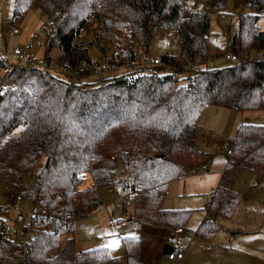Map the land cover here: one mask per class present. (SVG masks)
I'll return each mask as SVG.
<instances>
[{
    "label": "trees",
    "instance_id": "trees-1",
    "mask_svg": "<svg viewBox=\"0 0 264 264\" xmlns=\"http://www.w3.org/2000/svg\"><path fill=\"white\" fill-rule=\"evenodd\" d=\"M200 1L222 12L228 0ZM234 1L253 10L239 16L231 38L239 60L209 66L211 12L190 9L182 0H15V19L33 7L56 20L45 38L42 65L20 66L0 54V87L7 86L0 93V184L7 204H18L22 196L51 210L36 220L25 264H124L108 247H76V221L104 205L109 187L121 194L142 190L131 209L121 208L141 225L182 227L185 234L193 210L164 208L163 202L173 181L208 160L196 141L201 111L209 104L264 108V55L248 53L264 52L258 26L264 0ZM95 22L98 28L86 40L83 30ZM159 29L177 31V53L159 56L160 72H145L138 47L148 52ZM93 46L112 69L125 65L127 72L89 79L100 67L88 53ZM184 72L190 75L182 83ZM231 146L208 206L209 214L227 219L242 197L233 187L238 171L264 175V125L241 123ZM83 174L91 177L89 187L78 186ZM209 214L195 230L205 239L219 228ZM122 242L126 264H149L140 238L123 235ZM17 246L0 237V264L19 263Z\"/></svg>",
    "mask_w": 264,
    "mask_h": 264
},
{
    "label": "rangeland",
    "instance_id": "rangeland-1",
    "mask_svg": "<svg viewBox=\"0 0 264 264\" xmlns=\"http://www.w3.org/2000/svg\"><path fill=\"white\" fill-rule=\"evenodd\" d=\"M189 6L194 7L193 2L189 0ZM192 3V4H191ZM202 4V3H201ZM205 9L209 10L212 15V22H211V34H210V42L209 48L211 53V58L208 63L209 66H221L223 64L229 63L230 60L226 59L223 56V53H226L230 47L231 38L236 34L238 30V16L245 10V6L237 5L234 0H228L227 4L224 8V12L220 13L218 11L212 10L209 6L202 4ZM250 12L253 10L250 7H247ZM13 11V9H12ZM13 14V13H12ZM9 20L13 21V15ZM22 18L14 20L13 27L19 28L24 31H27L29 27H31L35 21V19H40L41 21L45 20L47 17L41 13V10L36 8H29L27 13ZM12 23V22H11ZM261 28L264 29V14L261 17V20L258 23ZM39 26V25H38ZM98 24L95 22L92 24L90 28L87 30V34L84 35L86 40L91 38V33L97 30ZM9 26L2 25L0 21V43L3 45L4 51L6 52V48L10 45V41L8 45H6L7 37L12 35V29L8 28ZM15 39H19L22 34H15ZM22 44L24 42H21ZM178 48V40H177V32L174 29H159L157 30L154 38L151 42L150 48L148 52H143L141 48L138 47L139 51V59L142 60L144 63L143 70L145 72H151L156 70L160 72V69L157 65H151L145 62V57L147 53L154 55V54H161L165 52L169 53H177ZM43 49V48H42ZM38 52V59H42L44 54L41 53L40 48L35 49ZM90 57L97 61L100 64H107L109 67L106 69H101L99 72H93L89 79L91 80H101L103 77H114L117 74H123L127 72V68H119V69H112L110 67L109 58L103 55L100 50L93 46L90 47L88 50ZM249 53V52H248ZM53 67L57 68L55 61L52 63ZM164 72V71H162ZM168 72V70H167ZM169 73V72H168ZM60 75L67 76L64 73H59ZM189 72H184L180 74V78L182 79V83L186 82L187 76H189ZM214 106L206 105L203 110L201 111L197 123L199 124L198 132L200 136V141L202 143V148L208 151H213L212 158L208 165V169L210 173H215L222 167L224 157L228 155L227 151L225 150V145L231 146L233 137L236 133V126L240 120H245L243 118L244 112L238 111L235 109L230 108H222L220 109L219 113L215 112ZM259 111V110H256ZM220 151H223L220 153ZM261 174H258L255 171L249 169H241L239 174L237 175L236 179V186L240 190L242 201L246 199H250L251 195L255 193H263L264 188H260L261 178L257 179V185L253 181ZM92 183L91 177L89 174H83L81 177V182L78 184L81 188L89 187ZM4 184H0V206H7L10 207L8 203L7 197L3 191ZM113 187H109L104 192L105 202L104 205L101 206L98 210L89 214V216L79 219L76 221V239H77V246L79 249H85V247H97V246H104L108 245L113 241H117V245L114 247H109V249L118 254L124 253V245L122 242V236L128 233L137 234L142 240V246L144 244V249L146 250L147 256H155L158 258L156 264H202L204 261V255L200 253L199 250L203 249L206 250V260L209 259L208 252L210 250V246L214 245V243L223 244L228 241V228L233 224L230 222L229 219L223 218L215 213H210V217L215 219L219 223L218 230L210 237L209 239L201 238L197 236L196 239H191V234H185V257H187V262L178 263V261L168 259L166 254L162 253V247L160 250L161 254L156 253L155 250L158 251L161 239L156 238L154 231H151L153 227H146L142 226L137 220L131 218L127 213L129 209H118L113 207V204L110 202L109 194ZM176 196V189L174 187H169L168 192L165 194L164 199L175 198ZM204 196L206 200H209V196L211 195H202V194H195V195H187L185 199L182 201L184 205L199 207V208H190L193 210L191 218L188 223V228L191 230L195 229L199 225L200 221L207 216L208 207L206 206V201H204ZM184 197H179L177 194V200H182ZM212 198V196H211ZM240 200V201H241ZM21 206L26 209L31 208V202L26 200L21 202ZM130 209L132 208L129 207ZM126 215L122 218H119V215ZM242 214V213H241ZM241 214L236 217L235 219H239ZM14 212L11 211L10 213V220L13 219ZM117 219L116 228L118 229V233H114L111 229L110 221ZM249 217L246 218V220ZM195 222V224H193ZM226 228V229H225ZM155 229V228H154ZM264 229V226H263ZM164 231V229H161ZM196 230V229H195ZM162 232V231H161ZM163 234V232H162ZM66 235L62 237L65 240ZM18 264H24L23 261H19Z\"/></svg>",
    "mask_w": 264,
    "mask_h": 264
},
{
    "label": "crops",
    "instance_id": "crops-1",
    "mask_svg": "<svg viewBox=\"0 0 264 264\" xmlns=\"http://www.w3.org/2000/svg\"><path fill=\"white\" fill-rule=\"evenodd\" d=\"M182 1L190 9L207 10L202 5L203 3L200 0H191L194 4L193 5L194 7H190L191 5L189 6V4H190L189 0H182ZM14 4H15V0H0V21L2 22V25L9 26L8 28H10V27L12 28L14 20H18V19H15L14 16H13V18H14L13 21L9 20V18L11 17V14L13 13L12 9H14ZM245 8L246 9L242 10V12L239 14V16L243 13L249 12L248 11L249 9L247 7H245ZM223 12H224V10L220 13H223ZM26 13L27 12H25L23 16H25ZM239 16H238V19H239ZM22 17H21V19H24ZM41 22L42 21L39 18L35 19L33 25L31 27H29V29L27 31H24L22 33V30H21V33H19V34H22V35L20 36V38L18 40L15 39V36H16L15 34H12V35L9 34V36L7 37L6 45H8L9 41H10V43H9L10 45L6 48V50L7 49L8 50L6 52L5 51L4 52L8 53V52H10V49L13 45L27 41L30 38V36L33 34V31L35 30V28ZM14 28H17V27H13L12 33L14 32ZM259 29L264 30L263 28H261V26H259ZM2 47H3V45H2ZM4 48H3V50H4ZM40 51L42 54H44V51L42 48H40ZM35 54L38 56L37 51ZM161 54H163V53H161ZM161 54H154V55L161 57ZM209 54L211 55L210 49H209ZM223 55H224V53H223ZM124 66H121L120 68H123ZM130 66H132L130 68L131 70H135L138 67V62L136 61L135 64L130 65ZM125 67L127 69H129L127 66H125ZM211 105L212 104H209L208 106H211ZM212 106L215 107V108L214 107L213 108L215 109L216 113H219L220 109L225 108V107H219L216 105H212ZM242 112H244L243 118L245 120L239 121V123L236 126V130H237L238 126L243 122L244 123H255V124H263L264 125V108L262 110H259V111L246 110V111H242ZM198 128H199V124H198ZM196 141H197L200 149H202V150H204L210 154L208 157V160L196 169L184 171V173L178 179H176L175 181H173L171 183L172 187H174L176 189V196H175V198H172V199L168 198L167 201H166V199H164V202H163L164 208H169V209H177V208H195L196 209V208H199V207L184 205V202H182V201L185 199V196L195 195V194H202V195L206 194V195L212 196V191L221 181L223 169H224V166H225L226 161H227V155L224 157L222 167L220 169H218L217 172L210 173V170L208 169V165H209L210 160L212 158L213 151H208V150H205L202 148V143L200 141V136H199L198 130H197V134H196ZM222 152L223 151H220V153H222ZM239 172H240V170L238 171L237 175L239 174ZM260 177H263V178H261V184H260L259 189H257V190L261 191L260 188H264V175L257 177L255 179V181H253V182L255 183V185H257V179ZM236 179H237V176H236ZM236 179H235V182L233 184V187L238 192H240V190L236 186ZM171 185H170V187H171ZM177 194L179 197H184V198L182 200H177ZM211 196H209V200H206V197L204 196L205 199L203 202L204 203H205V201L207 202L206 203L207 207L209 206V204L211 202V199H212ZM242 197H243V195H242ZM208 214H209V212L207 213V215ZM240 214H241V216L239 217V219L236 220L235 218L238 217ZM126 215L121 214V215H119L120 216L119 218H122ZM209 216H210V214H209ZM247 217H249V218L246 220ZM117 219L118 218H116L115 220L117 221ZM229 220L233 225L229 226V228L227 230L228 235H229L228 241L226 243H223V244L214 243V245L210 246V250L207 251L208 256H209L208 260H206V250H203V249L199 250L201 255L203 254L204 258H205L202 264H264V229H263V226H264V194L263 193H255L254 195H251L249 200L248 199H246L245 201L241 200L239 202L237 208H236V212H235L234 216ZM193 224H195V222ZM142 226H144V225H142ZM146 227H148V226H146ZM195 229H196V225H195ZM195 229L193 231V229L191 230L190 228H188L185 230V234L187 233L189 235V234H191V232H195ZM151 231H154L156 238L161 239L158 251L155 250L157 255L161 254L160 253L161 247H162V253L167 255V251H165L166 245H167L166 244V236L170 233V231L167 229H164V231H163L160 228L154 229V227L152 228ZM161 231L163 232V234ZM75 232H76V223H75ZM185 234H184V238H185ZM126 235H135L138 238H140L137 234H134V233H128ZM75 238H76V234H75ZM196 238H197L196 234L192 233L191 239L193 240ZM140 240H141V238H140ZM76 247L78 250H81L77 246V239H76ZM88 248H93V247L92 246L85 247V249H88ZM143 248H144V244H143ZM82 250H84V249H82ZM109 251L114 256H121L124 260V264H126L125 250H124L123 254L114 253L110 249H109ZM144 252L146 254L145 249H144ZM146 257L149 260V264H156L158 261V258L153 256V255L152 256L146 255ZM185 260L187 262V257H185L181 262H178V263H183V262H185Z\"/></svg>",
    "mask_w": 264,
    "mask_h": 264
},
{
    "label": "built area",
    "instance_id": "built-area-1",
    "mask_svg": "<svg viewBox=\"0 0 264 264\" xmlns=\"http://www.w3.org/2000/svg\"><path fill=\"white\" fill-rule=\"evenodd\" d=\"M56 27V20L47 17L43 20L39 26L35 28L30 38L22 43L13 45L10 52L5 53L0 43V54L13 57L17 65L23 66L25 64L29 66L42 65V59H38L35 54L36 48H44L45 38L52 29ZM21 33L19 28H14L13 34ZM87 34V29L83 30V35ZM93 35V32L91 33ZM179 54V53H178ZM249 54L261 57L264 52L250 51ZM225 58L237 62L239 55L231 48V43L228 51L225 53ZM145 60L151 65H160L161 60L159 56L151 55L147 53ZM135 64V61L130 65ZM85 62H82V66H85ZM198 67V65H194ZM108 68L107 64H100L99 70ZM65 71V70H64ZM7 89V86L0 87V93H3ZM225 150L228 154L232 152V146L225 145ZM134 194L142 197V190L129 193H118L117 191H111L109 194L110 202L115 208H122L124 204L131 207L134 204ZM213 195V191H212ZM31 202V208L26 209L21 206L22 201ZM19 203L10 207L2 208L0 206V237L11 238L18 242V246L13 250V255L18 261H23L25 264L26 258L29 254L32 239L35 236L36 220L39 216L48 215L50 208L30 201L26 197L18 196ZM14 212L13 219L10 220V213ZM116 220L110 222L111 229L114 233H118L116 228ZM166 244L170 247L167 252V256L170 260L181 262L185 258V240L184 230L182 227H178L166 236ZM56 250L52 251V255Z\"/></svg>",
    "mask_w": 264,
    "mask_h": 264
},
{
    "label": "snow or ice",
    "instance_id": "snow-or-ice-1",
    "mask_svg": "<svg viewBox=\"0 0 264 264\" xmlns=\"http://www.w3.org/2000/svg\"><path fill=\"white\" fill-rule=\"evenodd\" d=\"M117 241H113V242H111L110 244H108V245H105V247H114V246H116L117 245Z\"/></svg>",
    "mask_w": 264,
    "mask_h": 264
},
{
    "label": "water",
    "instance_id": "water-1",
    "mask_svg": "<svg viewBox=\"0 0 264 264\" xmlns=\"http://www.w3.org/2000/svg\"><path fill=\"white\" fill-rule=\"evenodd\" d=\"M169 249H170V247L168 246V244L166 245V249H165V251H169Z\"/></svg>",
    "mask_w": 264,
    "mask_h": 264
}]
</instances>
